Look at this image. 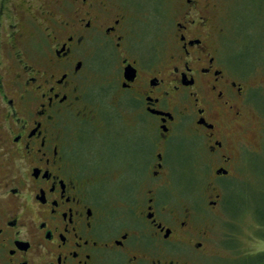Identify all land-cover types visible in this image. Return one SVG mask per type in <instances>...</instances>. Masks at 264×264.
Masks as SVG:
<instances>
[{"label":"flooded vegetation","instance_id":"1","mask_svg":"<svg viewBox=\"0 0 264 264\" xmlns=\"http://www.w3.org/2000/svg\"><path fill=\"white\" fill-rule=\"evenodd\" d=\"M179 4L170 40L140 50L108 0L60 12L0 0V264H175L177 243L202 246L186 243L197 230L164 196L171 143L187 136L215 178L230 176L254 88L215 40L211 7ZM100 62L104 78H93ZM94 165L104 181H142L127 222L98 200Z\"/></svg>","mask_w":264,"mask_h":264},{"label":"rangeland","instance_id":"2","mask_svg":"<svg viewBox=\"0 0 264 264\" xmlns=\"http://www.w3.org/2000/svg\"><path fill=\"white\" fill-rule=\"evenodd\" d=\"M32 1L57 12L61 11L60 3L64 8H70L69 3H72V0ZM204 1L211 7L213 19L209 27L215 32V40L240 72L238 75L254 89L250 92L251 106L245 131L237 134L243 147L230 176L215 178L211 166L202 162L198 148H190L193 143L185 138L187 136L172 140L173 151L168 156L172 174L164 196L181 220L187 214L190 225L197 230L198 234L192 230L186 243L201 242L202 246L193 249L177 243L179 245L173 246L172 255L166 261L175 264H243L242 260L264 252V0ZM108 2L117 14L127 16V25L139 37L140 50H144L147 43H155V48L161 50L163 41L170 40V26L179 0ZM32 10L29 16L39 15L38 11ZM16 11L8 14L5 20L9 22L22 15L20 8ZM219 30L221 34L217 35ZM31 33L26 29L25 43L29 52L37 45V39ZM96 65L99 68L96 67L92 77L104 78V63ZM79 144L76 145L79 147ZM114 148L117 150V144ZM108 150H111L110 146ZM94 169L98 200L108 208L107 214L117 221L116 225L127 222L125 202L141 199L142 181L112 175L104 181L100 176L104 165H94ZM129 183L130 186L135 184L134 188L129 189ZM212 201L216 202L214 206Z\"/></svg>","mask_w":264,"mask_h":264},{"label":"trees","instance_id":"3","mask_svg":"<svg viewBox=\"0 0 264 264\" xmlns=\"http://www.w3.org/2000/svg\"><path fill=\"white\" fill-rule=\"evenodd\" d=\"M238 208L237 205H234V207ZM262 222H264V218H262ZM243 264H264V252L260 254H256L254 256L248 257L246 260H242Z\"/></svg>","mask_w":264,"mask_h":264}]
</instances>
